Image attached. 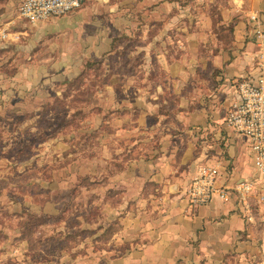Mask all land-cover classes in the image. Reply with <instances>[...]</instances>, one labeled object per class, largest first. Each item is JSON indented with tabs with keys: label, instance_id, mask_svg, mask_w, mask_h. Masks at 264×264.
<instances>
[{
	"label": "crops",
	"instance_id": "1",
	"mask_svg": "<svg viewBox=\"0 0 264 264\" xmlns=\"http://www.w3.org/2000/svg\"><path fill=\"white\" fill-rule=\"evenodd\" d=\"M21 1H0V30H8V38L0 43V118L1 111H7L13 102L40 99V88L55 92L61 80L76 72V54L81 52L83 59L103 53L109 47V37L150 38L144 46L149 49V61H144L142 67L152 70L159 62L162 69L172 72L176 68L180 89L194 81L189 73L195 65L200 69L211 60L217 69L212 89L197 77L196 96L181 95L182 100H188L186 108L163 115L155 107L136 110L137 126L146 123L148 111L154 117L148 131L155 130L151 139L156 145L148 148L150 155L130 159L124 171L118 172L116 189L123 188L121 191L132 199H125L118 207L120 228L110 245L115 246V242L125 247H109L95 261L69 260L67 264H264L262 223L240 206L233 191L229 200L215 194L203 204H194L188 194L204 165L218 168V187L232 189L240 180L258 179L248 139L225 119L236 99V80L254 77L260 69L256 30L264 32V0L89 2L76 14L36 23L20 16ZM98 5H103L110 16L115 14L116 18L111 19L114 22L107 16L104 25L100 19H92L93 13L101 18ZM80 20L85 29L79 27ZM65 22L73 32L71 39L65 35L63 57L56 61L54 55H48L55 48L39 55L45 43L49 48L56 43L48 39L50 32L55 33L54 27ZM157 25L162 28L157 30ZM80 31L89 34L92 43L96 37H104V45L97 41L98 45L89 47L87 40L77 42ZM224 37L229 39L224 41ZM80 43L82 49L77 47ZM209 47L213 48L206 49ZM204 50L210 57L192 58L194 52L202 54ZM172 51L179 55H172ZM5 67L16 71L9 75L1 71ZM135 94L134 101L144 95ZM159 95L151 93L143 99L155 102ZM194 99L197 104L192 102ZM134 128L139 133V128ZM250 202L261 214L264 212L256 196Z\"/></svg>",
	"mask_w": 264,
	"mask_h": 264
},
{
	"label": "rangeland",
	"instance_id": "2",
	"mask_svg": "<svg viewBox=\"0 0 264 264\" xmlns=\"http://www.w3.org/2000/svg\"><path fill=\"white\" fill-rule=\"evenodd\" d=\"M110 1L117 0L97 3ZM98 6L101 18L93 13L92 19H100L104 25L107 16L114 22L111 19L116 18L115 14L110 16L103 5ZM81 9L56 17L73 15ZM78 23L85 29L83 20ZM54 28L55 33L50 32L48 39L56 43L51 48L45 43L39 55L55 48L48 55H54L57 61L63 57L65 35L70 38L73 31L66 22ZM161 28L156 26L157 30ZM82 32L85 31H80L77 42L87 40L89 47L98 45L97 41L104 45V37H96L92 43L89 34ZM108 39L107 50L95 57L82 59L78 52L76 72L61 80L55 92L40 88V99H21L1 111L0 264H67L81 259L90 262L109 247L123 249L124 245L115 242V246L110 245L120 228L118 207L125 199H132L121 191L123 188L116 189L118 172L124 171L130 159L150 155L148 148L156 145V140L151 139L155 130L148 131L154 117L148 111L146 123L137 126L136 110L155 107L163 115L186 108L188 100H182L181 95L196 96L197 77L208 89L214 87L217 69L211 60L200 69L195 65L189 73L194 81L180 89L176 68L172 72L162 69L159 62L152 70L142 67L144 61H149V49L144 46L150 38ZM77 47L82 49V43ZM203 52H194L192 58L210 57ZM1 71L12 75L16 70L5 67ZM136 92L144 94L141 100L134 101ZM156 92L160 95L155 102L143 99ZM124 186L127 187L123 182ZM254 210L255 221L263 226L264 244V212L261 214L257 206Z\"/></svg>",
	"mask_w": 264,
	"mask_h": 264
},
{
	"label": "built area",
	"instance_id": "3",
	"mask_svg": "<svg viewBox=\"0 0 264 264\" xmlns=\"http://www.w3.org/2000/svg\"><path fill=\"white\" fill-rule=\"evenodd\" d=\"M92 1L109 0H22L19 14L23 19L36 23L64 15ZM7 36L8 31L1 29L0 41ZM256 38L261 58L259 72L254 77L244 76L236 80V99L231 102L225 120L236 132L248 139L258 179L240 180L232 189L218 187L216 184L218 168L215 165H204L193 179L188 191L194 204L209 202L215 194L229 200L232 195L230 192L233 191L246 212L251 211L252 196H256L258 202L264 205V32L260 28L256 30Z\"/></svg>",
	"mask_w": 264,
	"mask_h": 264
},
{
	"label": "trees",
	"instance_id": "4",
	"mask_svg": "<svg viewBox=\"0 0 264 264\" xmlns=\"http://www.w3.org/2000/svg\"><path fill=\"white\" fill-rule=\"evenodd\" d=\"M251 212L255 215L256 211L254 210V206L252 205Z\"/></svg>",
	"mask_w": 264,
	"mask_h": 264
}]
</instances>
